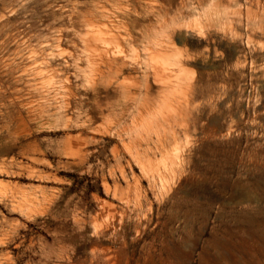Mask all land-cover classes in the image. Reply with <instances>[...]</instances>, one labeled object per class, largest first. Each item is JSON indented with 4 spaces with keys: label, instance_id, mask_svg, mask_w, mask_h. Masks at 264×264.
<instances>
[{
    "label": "rangeland",
    "instance_id": "rangeland-1",
    "mask_svg": "<svg viewBox=\"0 0 264 264\" xmlns=\"http://www.w3.org/2000/svg\"><path fill=\"white\" fill-rule=\"evenodd\" d=\"M225 1L0 0V264H264V0Z\"/></svg>",
    "mask_w": 264,
    "mask_h": 264
},
{
    "label": "bare ground",
    "instance_id": "bare-ground-1",
    "mask_svg": "<svg viewBox=\"0 0 264 264\" xmlns=\"http://www.w3.org/2000/svg\"><path fill=\"white\" fill-rule=\"evenodd\" d=\"M140 1H142V0H140ZM227 2H229V3H233V2H235L236 0H226ZM225 1V2H226ZM262 0H252L251 1V4L250 5H252V6H254V5H259V3L261 2ZM217 2V1H216ZM213 4H214V2H212ZM222 3V2H221ZM217 4V3H216ZM225 4V3H224ZM218 5H220V4H218ZM226 5V4H225ZM224 5V6H225ZM227 6V5H226ZM104 7V6H103ZM216 7V6H215ZM231 7V6H230ZM255 7H257V6H255ZM217 9H219V7H216ZM222 9H224V8H222ZM219 11V10H218ZM103 19V18H102ZM178 20V19H177ZM176 20V21H177ZM104 21H102V23H103ZM89 27V26H88ZM92 28V27H91ZM201 31V30H200ZM111 33V32H110ZM187 33H188V31H187ZM202 32H199L198 30H191L190 31V33H189V36L191 37V38H197L198 40H200V42L202 41V39H203V37H202V34H201ZM254 33V32H253ZM99 35V34H98ZM254 35V34H253ZM255 36H260L259 35V33H255ZM261 36H264V34H261ZM210 37H212V36H210ZM92 38V37H91ZM214 38H215V36H214ZM151 39H152V37H151ZM219 39V38H218ZM222 39V38H221ZM220 39V40H221ZM106 40V39H105ZM161 40V39H160ZM172 40V39H171ZM196 39H194L193 41H195ZM203 40H205V39H203ZM207 40H210V39H207ZM206 40V42L208 43V41ZM212 40V39H211ZM210 40V41H211ZM215 40V39H214ZM213 40V41H214ZM112 41V40H111ZM115 41V40H114ZM100 42V41H99ZM105 41L103 40V43H104ZM106 42H107V40H106ZM172 42V41H171ZM190 42V41H189ZM188 42V43H189ZM204 42V41H203ZM227 42V41H226ZM102 43V44H103ZM147 43V42H146ZM149 43V42H148ZM152 43V42H151ZM223 43V42H222ZM158 44V43H157ZM195 44V43H194ZM220 44V43H219ZM113 45V44H112ZM117 45V44H116ZM152 45V44H151ZM168 45V44H167ZM106 46H108V47H110L108 44L106 45ZM105 46V47H106ZM114 46V45H113ZM156 46V45H155ZM158 46V45H157ZM166 46V45H165ZM177 47V46H176ZM151 48V47H150ZM157 48V47H156ZM92 49V48H91ZM97 49V48H96ZM118 49V48H117ZM161 49V48H160ZM179 49V48H178ZM119 50V49H118ZM166 50H167V48H166ZM94 51H96V50H94ZM112 51V50H111ZM165 51V50H164ZM117 52V51H116ZM119 52V51H118ZM157 52V51H156ZM170 52H172V51H170ZM101 53V52H100ZM105 53H106V51H105ZM112 54V53H111ZM121 54V53H120ZM158 54V53H157ZM183 54V53H182ZM160 55V54H159ZM166 55V54H165ZM116 56V55H115ZM114 56V57H115ZM121 56V55H120ZM161 56V55H160ZM123 57V56H122ZM173 58H175V56L173 57ZM180 58V57H179ZM188 58V57H187ZM126 59V58H125ZM157 59V58H156ZM191 59V58H190ZM166 60V59H165ZM186 60H188V59H186ZM191 61V60H190ZM193 61V60H192ZM35 62H37V61H35ZM115 62V61H114ZM157 62H158V60H157ZM157 62H155V63H157ZM169 62H171V61H169ZM185 62V61H184ZM45 63V62H44ZM154 63V62H153ZM161 63V62H160ZM173 63V62H172ZM178 63V62H177ZM191 63V62H190ZM190 63H189V60L187 61V63L186 64H189L190 65ZM42 64H43V62H42ZM185 64V63H184ZM185 64V65H186ZM38 65V64H37ZM153 65V64H152ZM171 65V64H170ZM184 65V66H185ZM181 67H182V64L180 65ZM41 67H43V66H41ZM38 68V67H37ZM37 68H33L32 70H34V69H37ZM163 68V67H162ZM40 69V68H39ZM38 70V69H37ZM50 70V69H49ZM119 70H121L122 71V67H120L119 68ZM160 70V69H159ZM178 71V70H177ZM183 71V70H182ZM187 72H188V70H186ZM38 72V71H37ZM39 73V72H38ZM102 73V72H101ZM41 74H42V72H41ZM50 74V73H49ZM178 74V73H177ZM53 75V74H52ZM181 75H182V73H181ZM180 75V76H181ZM36 76V75H35ZM39 76V75H38ZM172 76V75H171ZM40 77V76H39ZM55 77V76H54ZM163 77V76H162ZM182 77V76H181ZM181 77H179V79L181 78ZM49 78V77H48ZM52 79H54L53 77H52ZM51 79V80H52ZM165 79V78H164ZM182 81V80H181ZM38 82V81H37ZM46 82V81H45ZM51 82V81H50ZM179 82V81H178ZM49 83V82H48ZM181 83V82H180ZM45 84V83H44ZM37 85H39V84H37ZM51 85V84H50ZM172 85V84H171ZM173 86H174V84H173ZM45 87V86H44ZM172 88V87H171ZM168 89V88H167ZM37 90V89H36ZM170 90V89H169ZM148 91V90H147ZM169 92V91H168ZM167 94V93H166ZM167 96V95H166ZM146 97V96H145ZM165 97V96H164ZM166 98H168V96L166 97ZM149 99V98H148ZM164 100V98L162 97V101ZM161 101V102H162ZM172 102V101H171ZM138 105V104H137ZM164 105H165V103H164ZM170 106H172V105H170Z\"/></svg>",
    "mask_w": 264,
    "mask_h": 264
}]
</instances>
